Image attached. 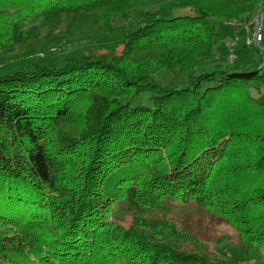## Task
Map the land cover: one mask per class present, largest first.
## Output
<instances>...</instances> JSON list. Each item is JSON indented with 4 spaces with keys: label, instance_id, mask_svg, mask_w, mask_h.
Here are the masks:
<instances>
[{
    "label": "trees",
    "instance_id": "trees-1",
    "mask_svg": "<svg viewBox=\"0 0 264 264\" xmlns=\"http://www.w3.org/2000/svg\"><path fill=\"white\" fill-rule=\"evenodd\" d=\"M262 4L0 0V264H240L174 245L189 234L164 220L171 202L225 222L264 264V73L203 71L212 19L250 28ZM75 33L106 53L64 54ZM82 102L89 127L64 145Z\"/></svg>",
    "mask_w": 264,
    "mask_h": 264
},
{
    "label": "rangeland",
    "instance_id": "rangeland-1",
    "mask_svg": "<svg viewBox=\"0 0 264 264\" xmlns=\"http://www.w3.org/2000/svg\"><path fill=\"white\" fill-rule=\"evenodd\" d=\"M31 13L30 11H28ZM140 10L130 12L129 16L131 20L137 19L140 14ZM256 13H261L263 16V28H264V4L257 8ZM23 17V14H21ZM24 18V17H23ZM32 18V17H31ZM35 19V18H33ZM211 25L219 33V39L212 49L213 60L204 67L203 71L209 72L214 65L236 66L241 69H260L264 63V31L262 33V41L256 47V45L250 44L246 46L245 39L248 36V29L246 27L234 26L227 24V22L219 19H212ZM120 24L118 18L114 19V25ZM251 29V28H250ZM90 33H93L92 31ZM74 35V40L64 48V54L68 50L73 51L84 50L85 54L92 53L100 55L106 53V49L103 46L87 47L83 43L85 36ZM80 39V40H79ZM234 42L232 49L227 46V43ZM75 49V50H74ZM235 55L236 59L230 63L229 56L231 52ZM87 51V52H86ZM63 51L59 52L62 53ZM262 72L264 70L262 69ZM159 79H162V83L168 84L171 76L167 72H161ZM87 109V103H78L72 110L67 121L62 125L60 130L56 133L59 140L65 145L71 144V141L78 137L80 133L89 127L84 120L81 113H84ZM62 147L59 146L58 149ZM112 218L119 224L127 227L131 223L132 210L127 207L126 203H116L113 205ZM162 213H165L164 220H170V224H173L177 230L185 228L187 234L185 235L187 241L173 242L174 245L181 248L184 246V250L199 253L202 256L207 255L210 262H213V257L217 260L229 261L232 259L238 260L240 264L247 262L246 255L242 252L240 244L237 240L236 233L229 225L220 220H215L208 214H204L197 209L193 204H183L178 202L166 203L162 207ZM139 214V213H138ZM164 223V222H160ZM162 224L157 225L156 232H162ZM141 231L149 232L148 230L141 229ZM149 236L152 233L149 232ZM196 241V242H194ZM205 254V255H204ZM262 263L264 260L260 258ZM252 264V262H247Z\"/></svg>",
    "mask_w": 264,
    "mask_h": 264
},
{
    "label": "built area",
    "instance_id": "built-area-1",
    "mask_svg": "<svg viewBox=\"0 0 264 264\" xmlns=\"http://www.w3.org/2000/svg\"><path fill=\"white\" fill-rule=\"evenodd\" d=\"M230 25H234V26H240V27H246V29H248V36H246L245 39V44L246 46H249L250 44L256 45V47L259 45V43L262 41V33L264 31L263 29V16L261 13H256L254 15V17L252 18V22L250 24V28H248L247 26H243L240 23H237L235 21L229 22ZM234 45V42H230L227 43V46L232 49ZM231 52V50H230ZM264 54V52H263ZM236 59L235 55L233 54V52H231V55L229 56V61L230 63L234 62ZM262 69L264 70V63L263 66L259 69L260 71H262ZM264 73V72H263Z\"/></svg>",
    "mask_w": 264,
    "mask_h": 264
},
{
    "label": "crops",
    "instance_id": "crops-1",
    "mask_svg": "<svg viewBox=\"0 0 264 264\" xmlns=\"http://www.w3.org/2000/svg\"><path fill=\"white\" fill-rule=\"evenodd\" d=\"M262 52H264V51H262Z\"/></svg>",
    "mask_w": 264,
    "mask_h": 264
}]
</instances>
